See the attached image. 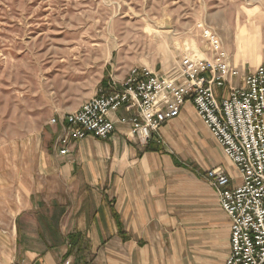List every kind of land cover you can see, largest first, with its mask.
Here are the masks:
<instances>
[{
	"label": "crops",
	"instance_id": "0c3cea01",
	"mask_svg": "<svg viewBox=\"0 0 264 264\" xmlns=\"http://www.w3.org/2000/svg\"><path fill=\"white\" fill-rule=\"evenodd\" d=\"M258 28L242 27L227 46L239 75L264 65ZM59 134L40 165L0 173V264H224L231 224L206 172L220 167L231 185L237 173L190 101L144 147L120 123L67 154Z\"/></svg>",
	"mask_w": 264,
	"mask_h": 264
},
{
	"label": "rangeland",
	"instance_id": "374dc122",
	"mask_svg": "<svg viewBox=\"0 0 264 264\" xmlns=\"http://www.w3.org/2000/svg\"><path fill=\"white\" fill-rule=\"evenodd\" d=\"M256 24L264 56V0H0V173L40 165L61 131L51 120L110 79L204 56V25L228 51L235 32Z\"/></svg>",
	"mask_w": 264,
	"mask_h": 264
},
{
	"label": "built area",
	"instance_id": "2783aa9c",
	"mask_svg": "<svg viewBox=\"0 0 264 264\" xmlns=\"http://www.w3.org/2000/svg\"><path fill=\"white\" fill-rule=\"evenodd\" d=\"M204 56L183 55L176 67L154 72L132 67L61 118L60 154L72 142L92 136L106 139L115 123L144 147L190 101L210 137L237 173V183L220 167L207 170L220 208L229 218L230 251L224 264H264V65L239 75L214 28L202 26ZM240 79L239 84L233 78ZM226 86L219 98L215 87ZM63 264H72L66 258ZM82 264V263H78Z\"/></svg>",
	"mask_w": 264,
	"mask_h": 264
}]
</instances>
